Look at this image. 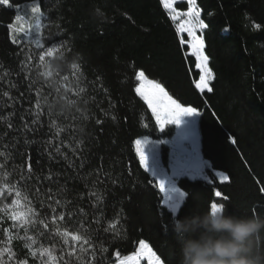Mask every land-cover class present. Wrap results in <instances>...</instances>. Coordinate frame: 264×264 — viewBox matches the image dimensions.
<instances>
[{"label":"trees","instance_id":"16d2710c","mask_svg":"<svg viewBox=\"0 0 264 264\" xmlns=\"http://www.w3.org/2000/svg\"><path fill=\"white\" fill-rule=\"evenodd\" d=\"M36 2L44 16L40 38L9 29L19 7ZM195 2L208 26L201 35L214 74L211 92L195 88V57L181 45V36H187L177 32L179 22L162 0L0 5V151L9 154L6 161L0 158L6 165L0 176L8 173L9 184L28 197L21 204L35 213L26 236L8 218L11 208L0 211V251L14 254L9 259L3 252L5 264H116L135 253L140 240L162 264H179L176 220L210 209L211 202L225 203V214L264 216V0ZM61 44L53 57L40 61L43 51ZM48 71L51 76L44 75ZM139 72L199 112L196 129L207 179L177 180L185 198L176 215L163 204L156 178L136 152L139 138L161 141L174 134V127L156 125L136 93ZM168 154L162 145L164 165ZM216 172L229 181H220ZM15 198V190L5 192L0 208ZM72 235L90 241L87 252H77L80 260L67 255L71 246H80ZM42 248L57 259L41 257Z\"/></svg>","mask_w":264,"mask_h":264},{"label":"snow or ice","instance_id":"6c2138e0","mask_svg":"<svg viewBox=\"0 0 264 264\" xmlns=\"http://www.w3.org/2000/svg\"><path fill=\"white\" fill-rule=\"evenodd\" d=\"M162 3L166 9H173V5L170 2V0H162ZM10 0H0V5H9ZM189 4V10L186 15L188 18L183 20L182 23H180L177 26V32L178 33H187V39H185L183 36H181L180 43L181 45H187L190 49V56L195 57V68L199 70V78L198 80H193V83L195 85V88L198 89L201 93L205 92L207 90L208 92L212 91V87L210 86V81L214 79V74L211 70V68L208 67V61L209 57L205 55L204 48H205V42L202 35H197V29H200L201 31L208 26L204 23L203 20L200 19V11L196 7L195 0H188ZM31 12L33 14H37L38 17L42 16L41 13V5L39 2H36L31 7ZM181 15V13H175L172 15V19L176 20ZM22 19L21 16H16V21H20ZM9 29L14 31H20L24 32L25 35L30 34V30L26 31L23 27L16 29V26L14 24H10ZM37 29H39L40 24L37 23L36 25ZM257 28H259V25H256ZM13 42L15 43V38H13ZM40 47L43 48V45H40ZM63 47L61 44L60 46H53L51 48H48L47 50L43 51L40 55L39 59L41 62L45 61V57H53L55 52L60 51V48ZM75 67V66H74ZM46 76H51V71H48L44 73ZM67 80V77L64 78ZM137 79L141 81L138 87H136L135 91L138 95L142 97V99L146 102L148 108L151 110L152 115L155 118L156 125L163 129L167 124L170 123H179L180 117L183 115H193V114H199L196 107H185L181 103H178L177 100L173 99L172 96L168 94V92L165 90V88L160 84L157 83L154 80H149L147 77H145L143 72L138 73ZM4 95H8L7 92L4 93ZM36 108L40 109V103L39 101L36 104ZM39 119V112L37 113V120ZM37 120H33L32 123L35 124ZM11 126V125H9ZM147 127V125H145ZM236 141H233L235 143ZM136 145V152L139 156V160L141 165L147 169V159L144 153V143L137 139L135 141ZM59 151V149H57ZM8 153L6 151H0V158H3L5 161L8 159ZM6 165L5 163H0V170L5 169ZM29 172H31V164L28 166ZM8 173L6 171L2 172V176H0V180L3 181L2 186H0V197L4 196V193L7 192L8 194H11L15 190V199L12 200L10 205H4L3 208H0V211H5L9 208L12 209L11 214L9 215V219H11L14 222L13 227L23 228L25 231V234L27 236L28 226L34 225L35 221L30 219V214L35 215L33 209L31 207H26L25 205L21 204V200L28 201V197L26 195L22 196V192L19 188H17L15 185H10L9 181L7 179ZM50 178V177H49ZM221 181H229V176L227 174H223L220 177ZM159 190L164 191V184L162 182L158 181ZM261 192H264V187L260 188ZM92 195H95V193H91ZM216 197H221L222 193L221 191L215 192ZM99 199V197H98ZM223 200L227 201L228 197L223 196ZM57 204H59V201H56ZM225 203L220 202H211L210 203V210L215 213L217 211H223L225 208ZM24 207H26V210H22ZM55 211V209H53ZM64 215L61 214L59 216L60 220H64ZM56 217H53V220H55ZM41 224L44 225L45 228L48 227L47 224H45L43 221H40ZM5 232H7V229H5ZM65 235H68V233H65ZM28 240H31L32 243H35V239L32 237H27ZM72 241L77 242L80 246L79 249H77L75 246H71L70 251L67 253L69 258L75 257L76 260L81 259V255H78L77 252L79 251L80 254H83L88 251V248L85 247V245L90 246V241L86 237V235H72L71 236ZM67 243V241H65ZM140 248L137 252L133 253L130 256L124 257V259L120 262V264H140L141 259L147 257L148 264H162L161 259L159 256L156 255L155 252L152 251V249L148 246V244L144 240H140L139 242ZM27 247H31V245H26ZM7 251L9 253V259H12L13 255L11 253L10 249H5L3 251H0V264H5L3 260V252ZM40 256L43 257L44 255L48 256L49 261H55L57 258L53 256L52 251L49 249L42 248L39 250ZM35 255V253H33ZM119 255V253H117ZM18 264H27L26 260H20L18 261ZM64 264H69L68 261H64Z\"/></svg>","mask_w":264,"mask_h":264},{"label":"clouds","instance_id":"9594fccd","mask_svg":"<svg viewBox=\"0 0 264 264\" xmlns=\"http://www.w3.org/2000/svg\"><path fill=\"white\" fill-rule=\"evenodd\" d=\"M179 264H264V216L202 210L178 219Z\"/></svg>","mask_w":264,"mask_h":264},{"label":"rangeland","instance_id":"374dc122","mask_svg":"<svg viewBox=\"0 0 264 264\" xmlns=\"http://www.w3.org/2000/svg\"><path fill=\"white\" fill-rule=\"evenodd\" d=\"M170 2L173 5V9H167V11L171 17L177 12L181 13L177 21L179 24L182 23L183 20L188 18L184 15L189 10L188 0H170ZM178 3H186L187 8L185 10L177 8L175 5ZM32 5L33 4H27L19 7V16H21L22 19L20 21L15 20L14 25L17 29L23 27L26 31L30 30V34L26 35L27 37L38 39V37L40 38V28L43 23L44 16L42 15L38 17L37 14H33L31 12ZM37 23L40 24L39 29L36 27ZM180 34H186L187 36V33ZM196 34L201 35V30L197 29ZM140 83L141 81L139 80V84ZM197 117L198 114L183 115L180 117L179 123L173 122L167 124L163 129L169 126L174 127V134L170 139L155 141L145 137L139 138V140L144 143V153L147 159L146 170L156 178L157 182L159 181L164 184V193L169 200H177L178 196L174 180L178 176L186 175L190 178L207 179L205 170L208 165L207 162L202 159L199 152V139L196 129ZM162 145H166L169 149L168 162L166 165H164L161 161L160 148ZM216 173L221 181L220 177L223 173ZM139 248L140 244L137 251ZM123 259L124 258L116 264H120ZM140 264H148L147 257L141 259Z\"/></svg>","mask_w":264,"mask_h":264},{"label":"crops","instance_id":"0c3cea01","mask_svg":"<svg viewBox=\"0 0 264 264\" xmlns=\"http://www.w3.org/2000/svg\"><path fill=\"white\" fill-rule=\"evenodd\" d=\"M182 176H186V175H182ZM181 175L178 176L175 180H174V185H175V188H176V191H177V200H169L168 197H166L164 191H161L162 193V196H163V204L166 206V208L172 212L174 215H176L184 201V198H185V194L183 191H181L178 187H177V180L179 178L182 177ZM190 178V177H189ZM193 179V178H191ZM201 179V178H200ZM204 179V178H202Z\"/></svg>","mask_w":264,"mask_h":264}]
</instances>
